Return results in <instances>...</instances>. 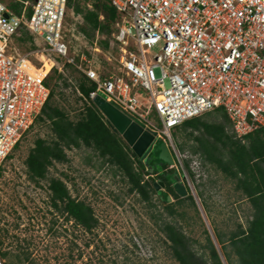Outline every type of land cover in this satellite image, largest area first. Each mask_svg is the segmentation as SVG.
<instances>
[{"label":"built area","instance_id":"obj_1","mask_svg":"<svg viewBox=\"0 0 264 264\" xmlns=\"http://www.w3.org/2000/svg\"><path fill=\"white\" fill-rule=\"evenodd\" d=\"M110 1L118 31L105 52L80 31L69 0H25L21 13L0 0V169L48 100L46 78L68 64L94 84L88 94L76 87L83 103L100 95L154 133L153 146L168 139L183 169L188 155L172 134L184 121L224 107L242 140L264 126V0ZM193 162L199 180L205 171Z\"/></svg>","mask_w":264,"mask_h":264},{"label":"trees","instance_id":"obj_2","mask_svg":"<svg viewBox=\"0 0 264 264\" xmlns=\"http://www.w3.org/2000/svg\"><path fill=\"white\" fill-rule=\"evenodd\" d=\"M4 1L16 13H21L25 0ZM69 6L76 13L82 14L84 23L81 29L86 35L94 39L98 32L104 36L100 38L102 46L107 48L110 38L118 31L119 20L111 1L69 0ZM31 12L32 8L29 7L28 14ZM30 40L32 36L25 32L20 40L22 50L29 49ZM67 67L77 70L71 64ZM65 75L54 68L46 78L50 94L37 120L49 124L50 134L48 137L38 136L35 139L25 163L31 180L36 183L48 180L51 204L60 214L65 215L66 220H73L76 226L86 231H93L99 225V218L93 207L85 200L74 197L66 180L60 176H49L50 167L56 162H69L67 149H88L89 153L84 156L86 163L98 169L109 164L114 176L120 175L128 182L129 193H136L141 201L154 207L153 217L164 233L168 255L179 264H225L224 260L227 264H264V126L242 140L231 132L232 123L225 108L218 107L184 121L173 132L175 138L180 135L184 138L177 144L180 152L188 149L191 154H198L203 168L211 167L224 178L233 181L244 200L249 202L250 213L246 216L244 225L237 223L229 234L216 232L220 251L207 229L204 231L203 241L187 233L186 201L190 200V205L198 209L197 203L189 188L188 194L182 196L167 181L166 173L171 170L174 172L176 168H169L163 162L159 156L160 150L156 163L160 162L164 171L159 170L150 159L146 162L137 156L94 103H83L75 119L65 107L54 103L59 83L65 87L72 85L70 78ZM54 77L56 82L52 84ZM76 87L88 94L94 84L84 74H80L76 80L75 94ZM78 99L82 101L80 96ZM18 146L19 142L14 148ZM173 156L178 164L176 155ZM192 161L193 158H187L184 165L189 176L195 178V172L191 168ZM156 193L161 204L154 201ZM201 195L202 191L200 197ZM1 253L4 258L9 254L6 251ZM29 257L30 254H26L25 258ZM113 264L126 262L114 261Z\"/></svg>","mask_w":264,"mask_h":264},{"label":"rangeland","instance_id":"obj_3","mask_svg":"<svg viewBox=\"0 0 264 264\" xmlns=\"http://www.w3.org/2000/svg\"><path fill=\"white\" fill-rule=\"evenodd\" d=\"M158 50V47L153 48L147 57L152 58ZM64 70L72 85L65 87L59 83L53 101L65 107L75 119L83 105L74 92L80 73L71 67ZM155 71L160 76V70ZM55 82L54 77L52 84ZM156 121L159 123L158 119ZM49 134V124L36 119L0 169V247L9 252L5 264H113L114 261L179 264L168 255L164 233L153 217L154 207L141 201L136 193H129L128 182L120 175L114 176L109 164L98 169L86 163L84 156L89 153L88 149H67L69 162H56L50 167L49 176L66 180L71 194L93 207L99 225L93 231H86L73 220H66L51 204L48 180L40 183L31 180L25 163L35 139ZM172 138L176 147L184 139L182 135L175 138L174 133ZM167 140L157 139L149 154L152 162L156 163L163 144L169 147ZM180 153L193 160L200 159L188 149ZM156 166L164 171L160 162ZM193 166L197 168V163L193 162ZM178 170L181 177L171 170L166 173L167 181L173 187L178 180L186 185L198 207L186 201L187 233L203 241L207 229L221 251L216 232L229 234L237 223L244 225L250 213L249 202L233 181L211 167L203 168L205 175L199 180L191 178L182 164H178ZM154 201L162 203L158 193ZM28 253L30 257L26 259ZM224 263L227 264L225 260Z\"/></svg>","mask_w":264,"mask_h":264},{"label":"water","instance_id":"obj_4","mask_svg":"<svg viewBox=\"0 0 264 264\" xmlns=\"http://www.w3.org/2000/svg\"><path fill=\"white\" fill-rule=\"evenodd\" d=\"M93 101L110 122L112 128L129 144L133 152L141 159L149 162V154L154 147L153 141L155 139V134L148 130H144L140 124L132 121L129 116L107 102L102 96H96ZM159 156L163 162H166L169 166H174L176 164L173 153L170 148L164 144L160 147ZM176 174L178 178L181 177L177 168ZM174 188L182 196H186L188 194L186 185L179 182V180L174 184Z\"/></svg>","mask_w":264,"mask_h":264},{"label":"crops","instance_id":"obj_5","mask_svg":"<svg viewBox=\"0 0 264 264\" xmlns=\"http://www.w3.org/2000/svg\"><path fill=\"white\" fill-rule=\"evenodd\" d=\"M75 13H76V12H75ZM76 14H79V15L82 16L81 13H76ZM82 17H83V16H82ZM83 23H84V18H83V20H82V23L79 24L80 31H81L82 33L85 34V36L87 37V39H88L89 41H94V40L97 39L98 42H99V45L103 48V50H104L105 52H108V51L110 50V42H109L107 48L103 47L102 44H101V42H100V38H101V37H104V36H101L98 32H97V35H96V37H95L94 39H90V38L86 35V33L81 29V26H82ZM112 38H114V35H113V37H111L110 39H112ZM100 57L102 58L103 63H106V61H105V59H104V55H103V54H100ZM72 66H73V65H72ZM73 67H74V66H73ZM74 68H75V67H74ZM76 71L78 72V70H76ZM80 74H81V73H80ZM94 104H95V103H94Z\"/></svg>","mask_w":264,"mask_h":264}]
</instances>
